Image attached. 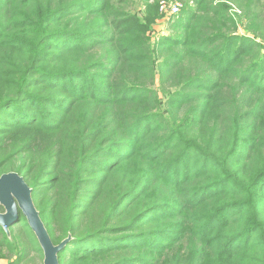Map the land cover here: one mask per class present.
Wrapping results in <instances>:
<instances>
[{
	"label": "trees",
	"instance_id": "16d2710c",
	"mask_svg": "<svg viewBox=\"0 0 264 264\" xmlns=\"http://www.w3.org/2000/svg\"><path fill=\"white\" fill-rule=\"evenodd\" d=\"M126 1L0 0V176L60 264H264V0H183L155 41ZM30 249L20 211L0 258Z\"/></svg>",
	"mask_w": 264,
	"mask_h": 264
},
{
	"label": "water",
	"instance_id": "95a60500",
	"mask_svg": "<svg viewBox=\"0 0 264 264\" xmlns=\"http://www.w3.org/2000/svg\"><path fill=\"white\" fill-rule=\"evenodd\" d=\"M0 204L4 208L0 212V226L6 233L10 234V226L19 219L21 211L43 251V264H60L58 254L69 238L58 245L53 243L35 206L32 188L21 174L9 172L0 176Z\"/></svg>",
	"mask_w": 264,
	"mask_h": 264
},
{
	"label": "rangeland",
	"instance_id": "374dc122",
	"mask_svg": "<svg viewBox=\"0 0 264 264\" xmlns=\"http://www.w3.org/2000/svg\"><path fill=\"white\" fill-rule=\"evenodd\" d=\"M160 1H165L167 2V4H170V3L175 4L178 1L183 2V0H159L158 7H159L160 14L162 12L160 10V5H159ZM239 1L240 3L243 2V0H239ZM147 2L155 3L156 0H127L124 6L125 8L128 9L127 11H132L133 13L140 15L141 17H144L146 15L145 4ZM230 4H231V13L235 17H239V15H242L241 10H239L237 6H235L233 3H230ZM192 5H194L193 2H192ZM179 19H180L179 13L177 15L172 14V13H167V14L163 13V18L161 19L157 27L154 28V32H152V36H153L152 39L155 41L156 39H158L160 35H166V34H169L171 32L173 33L174 31H176V28H177L176 24L179 21ZM238 31L240 33H244L245 28L243 26H240L239 24ZM17 231H18V228L16 227V232ZM16 259H17L16 255L11 254L5 258H0V264H10L11 262H15ZM43 260H44V255H41L39 254V252H35L32 249H30L27 253V256L16 264H43Z\"/></svg>",
	"mask_w": 264,
	"mask_h": 264
},
{
	"label": "built area",
	"instance_id": "2783aa9c",
	"mask_svg": "<svg viewBox=\"0 0 264 264\" xmlns=\"http://www.w3.org/2000/svg\"><path fill=\"white\" fill-rule=\"evenodd\" d=\"M160 10L162 11L161 13L167 14V13H172V14H178L180 13L181 9L183 8V3L181 1L176 2L175 4H167L165 1H160Z\"/></svg>",
	"mask_w": 264,
	"mask_h": 264
}]
</instances>
